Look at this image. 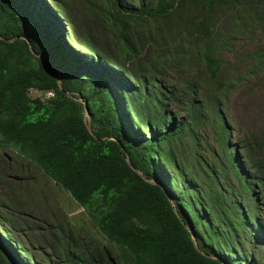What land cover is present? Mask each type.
<instances>
[{
	"label": "trees",
	"instance_id": "1",
	"mask_svg": "<svg viewBox=\"0 0 264 264\" xmlns=\"http://www.w3.org/2000/svg\"><path fill=\"white\" fill-rule=\"evenodd\" d=\"M248 30L264 0H0V150L110 244L59 234L54 264H264V134L234 139L228 114L264 77V47L226 57ZM24 217L0 201V264H44Z\"/></svg>",
	"mask_w": 264,
	"mask_h": 264
},
{
	"label": "rangeland",
	"instance_id": "2",
	"mask_svg": "<svg viewBox=\"0 0 264 264\" xmlns=\"http://www.w3.org/2000/svg\"><path fill=\"white\" fill-rule=\"evenodd\" d=\"M262 47L264 30H248L237 40L235 47L226 57L234 64L240 63V71H245L248 68L242 64L244 58ZM183 75L181 71L170 72L167 79L175 81ZM172 109H177L176 105H173ZM228 114L234 128V139L251 134H264V77L258 84L253 80L236 88L230 96ZM87 121L89 123V120ZM205 140L203 133V153L215 148L211 134L207 142H204ZM0 201L10 207L23 208L26 212L28 217L24 218L31 222L29 225L33 230L29 235L24 234V238L28 244L33 240L44 243L42 248H35L39 260L44 264L57 263L55 252L50 247L52 243L58 245L59 242H64L69 245L70 236L59 235L65 232H72L75 241H85H79L80 246L93 245L101 251L110 247L107 237L94 227L86 211L59 184L13 149L0 150ZM51 226L54 227L49 231ZM54 249L56 251L55 247Z\"/></svg>",
	"mask_w": 264,
	"mask_h": 264
},
{
	"label": "clouds",
	"instance_id": "3",
	"mask_svg": "<svg viewBox=\"0 0 264 264\" xmlns=\"http://www.w3.org/2000/svg\"><path fill=\"white\" fill-rule=\"evenodd\" d=\"M87 118H89V110L87 109Z\"/></svg>",
	"mask_w": 264,
	"mask_h": 264
}]
</instances>
